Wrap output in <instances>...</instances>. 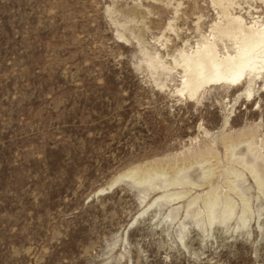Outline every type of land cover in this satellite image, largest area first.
<instances>
[{"label":"rangeland","instance_id":"374dc122","mask_svg":"<svg viewBox=\"0 0 264 264\" xmlns=\"http://www.w3.org/2000/svg\"><path fill=\"white\" fill-rule=\"evenodd\" d=\"M179 3L169 53L198 39V17L209 30V0H0V264H264V192L223 143L247 160L239 143L251 132L262 147L264 87L252 102L242 86H214L195 101L173 93L176 78L158 87L141 50L160 52ZM208 147L211 182L168 188L189 192L177 202L152 205L162 191L132 179L110 188L136 166L158 163L172 177ZM230 167L244 175L234 192ZM180 176L202 184L198 165ZM214 188L237 206L209 227L201 201L188 216L186 206Z\"/></svg>","mask_w":264,"mask_h":264},{"label":"bare ground","instance_id":"6f19581e","mask_svg":"<svg viewBox=\"0 0 264 264\" xmlns=\"http://www.w3.org/2000/svg\"><path fill=\"white\" fill-rule=\"evenodd\" d=\"M209 2L216 17L215 19L213 17L214 20L212 19L213 21L208 31H203L202 28L205 18L198 17L196 23L198 39L193 44L187 41L182 47L176 48L172 50V53H169L168 49L171 40L166 36V32L178 37L176 21L182 7L179 3L174 11L176 19L167 24L164 33L157 40L160 43V52L150 53L145 50L146 48L141 50L145 59L143 62L147 66L148 71L155 76V83L158 87L162 90L166 89L168 88V83L176 78L179 81V86L173 93L180 97H186L190 101L199 100L207 89L214 86L232 88L242 86L244 89L241 91L242 94L240 96H244L247 101L252 102L256 100L261 86L264 87V15L258 16L254 14L259 12V9L254 7V5H262L264 7V0H209ZM132 15V20L138 23L137 12ZM137 38L141 42L139 34ZM256 139V133L251 132L246 140L238 142L239 145H247L252 155V160H247L242 156L237 157L235 150L238 144L233 141L228 140L223 143L230 154L229 160L232 163L233 161H240L239 166L249 172L259 191L264 192V139L260 141L262 147L257 146ZM215 152L210 147L194 152L182 164L177 165L178 169L174 170L175 175L173 174L174 176L172 177H168L170 171L157 165L158 163L154 167L147 165L144 170H141L138 166L132 167L113 180L114 182L110 188L112 189L124 179H132L139 185L148 184L162 191L161 195L151 203L152 205L159 202L167 204L177 202L188 196L189 192L177 191L170 193L168 188L187 184L201 188L210 183L215 170L214 165H210V163L212 160L217 159V156L214 155L216 154ZM195 165L200 166L202 169L201 185L190 183L180 176L185 169ZM161 177H166L164 184L156 186L154 181ZM243 177L241 170L235 167L227 169L225 178L229 183L230 192L237 190L236 182L242 180ZM104 190L98 191L102 193ZM241 198L243 203L241 224L244 226L247 223L250 209L244 195H241ZM199 201L202 202L209 227H212L214 223L220 220L222 223L229 221L234 216L237 206L229 193L223 195L217 188H214L205 193V195L203 194V196L196 195V197L191 198L186 206L187 216L190 208ZM149 207L151 208L152 206ZM177 210L175 209L174 211ZM219 210L220 212H218ZM200 213V210H198L197 214ZM197 226L205 230L203 225L197 224Z\"/></svg>","mask_w":264,"mask_h":264}]
</instances>
